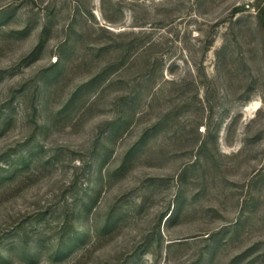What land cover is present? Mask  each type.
<instances>
[{
  "label": "rangeland",
  "instance_id": "obj_1",
  "mask_svg": "<svg viewBox=\"0 0 264 264\" xmlns=\"http://www.w3.org/2000/svg\"><path fill=\"white\" fill-rule=\"evenodd\" d=\"M258 2L0 0V264H264Z\"/></svg>",
  "mask_w": 264,
  "mask_h": 264
},
{
  "label": "trees",
  "instance_id": "obj_2",
  "mask_svg": "<svg viewBox=\"0 0 264 264\" xmlns=\"http://www.w3.org/2000/svg\"><path fill=\"white\" fill-rule=\"evenodd\" d=\"M257 6H258L257 7V14L258 15H264V4H260V0H259V2L257 3ZM239 10H240L239 8L235 9V11H239ZM263 24H264V22H263ZM75 217L78 218V214L77 215L75 214L73 219H75ZM89 235L90 234H86L83 237H79L78 235H76L74 237V239H76V240L72 241V243H75L76 241H81V242L83 241L84 242V241H86V239L88 238ZM61 242L62 241L59 240V243H57L59 249H60V246H61ZM44 249H45V245L42 242H38L37 247L35 248L34 252L30 253V257H32V258L39 257L42 254ZM60 251H63V250H60Z\"/></svg>",
  "mask_w": 264,
  "mask_h": 264
}]
</instances>
